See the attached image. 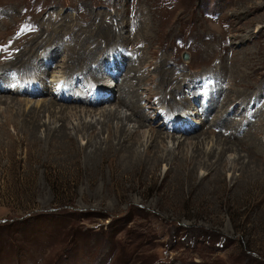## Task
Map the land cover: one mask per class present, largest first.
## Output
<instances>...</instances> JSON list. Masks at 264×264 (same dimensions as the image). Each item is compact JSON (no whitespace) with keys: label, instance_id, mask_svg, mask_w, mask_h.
<instances>
[{"label":"rangeland","instance_id":"rangeland-1","mask_svg":"<svg viewBox=\"0 0 264 264\" xmlns=\"http://www.w3.org/2000/svg\"><path fill=\"white\" fill-rule=\"evenodd\" d=\"M145 18L147 37L138 45L146 62L132 46ZM105 57L107 68H121L103 83L114 76L123 90L133 85L117 104L131 116L127 129L137 126L138 114L125 106L141 103L146 124L137 146L147 142L159 155L171 147L150 132L161 125L165 137L182 135L170 161L155 167L146 156L129 164L130 144L118 139L94 159L84 152L88 134L74 131L76 120L101 115V127L106 115L103 125L115 123L108 109L98 114L110 102L86 98L89 84L105 76ZM143 66L144 76L132 82ZM59 70L68 92L54 93L64 87L59 83L42 92L36 82L48 87ZM4 74L17 80L15 89L2 84ZM0 78L1 89L20 90L0 103V264H264V0H0ZM195 79L207 83L208 97L198 95L208 106L194 119L165 118L192 109L174 87ZM238 105L249 106L238 117L246 130L222 117ZM215 117L222 134L212 125L201 134ZM32 118L40 120L38 134L23 125ZM45 121L61 124L53 129H67L71 140L56 130L48 140Z\"/></svg>","mask_w":264,"mask_h":264},{"label":"bare ground","instance_id":"bare-ground-1","mask_svg":"<svg viewBox=\"0 0 264 264\" xmlns=\"http://www.w3.org/2000/svg\"><path fill=\"white\" fill-rule=\"evenodd\" d=\"M7 8V7H6ZM11 10V9H10ZM9 10V11H10ZM141 22H142V28H141V32H139V30H137L136 31V45H137V48H135V43L132 45L133 47H134V50H138L139 51V48H140V54H141V58L140 59H142V61H144V62H146L147 61V59H146V55L143 53V48H144V44L143 43H141V46H139L138 44H139V42H143L144 40V38H145V36H146V29L144 28L145 27V25L147 26L148 24H149V21L147 22V20H146V18L145 19H141ZM130 25V24H129ZM132 25V24H131ZM131 27V26H130ZM140 27V26H139ZM144 28V29H143ZM138 29V28H137ZM148 31V30H147ZM148 34V33H147ZM147 37V36H146ZM143 44V45H142ZM48 49H50V48H48ZM33 50H35V49H33ZM131 51H133V49L131 48L130 49ZM23 52V51H22ZM48 52V51H47ZM73 52H74V50H73ZM3 53V52H2ZM49 53V52H48ZM89 53H92V52H89ZM73 54V53H72ZM88 54V53H87ZM108 54H109V52L106 54V57L108 56ZM48 55V54H47ZM22 57H26L25 56V52H23L22 53V55H21ZM39 56V55H38ZM163 56V55H162ZM106 57H105V59H106ZM27 58V57H26ZM55 59H56V57H55ZM128 59H129V57H125V56H122V61L123 62H127L128 61ZM162 59V58H161ZM165 59V57H163V60ZM6 60V59H5ZM77 60V59H76ZM8 61V60H7ZM28 61V60H27ZM149 61V60H148ZM11 62H12V60H11ZM11 62H8V63H6V66H9L10 64H12ZM174 62V61H173ZM24 63H25V61H24ZM29 63V62H28ZM47 63V62H46ZM60 63V62H59ZM73 64V63H72ZM83 64V63H82ZM126 64H128V63H126ZM30 64H28L27 66H29ZM69 65V64H68ZM169 65H170V63H169ZM173 66H174V64H172ZM13 66V65H12ZM22 67V66H21ZM25 67V66H24ZM65 68L66 67H68V66H64ZM9 68V67H8ZM39 68V67H38ZM38 68H36L37 70H38ZM54 68H56V67H54ZM59 68V67H58ZM80 68H81V66H80ZM121 67H112L111 68V70H115V69H120ZM144 68H147V67H144L143 66V68H141V67H138L137 68V70L134 72V75H133V79H132V82L133 81H136V79L137 78H139V80H140V77L142 76H144L143 75V73H142V70L144 69ZM133 69V68H132ZM156 69V68H155ZM216 69H220V67H218V68H216ZM134 70V69H133ZM181 70V69H180ZM39 71V70H38ZM52 71V70H51ZM65 71V70H64ZM183 71V70H182ZM43 72V71H42ZM49 72H50V70H49ZM103 72V71H102ZM144 72L146 73V74H148L147 72H146V70H144ZM185 72V71H184ZM237 72H239V70L237 71ZM107 73L108 72H104V74L107 76ZM128 73H129V71L128 70H125V73L123 74V75H121L122 77H121V81L122 80H124L125 82H127V80H128V77H127V75H128ZM42 74V73H41ZM51 74V73H50ZM111 74V73H110ZM231 74L232 75H234L235 74V70H232L231 71ZM237 74V73H236ZM43 75H45V74H43ZM54 75V76H53ZM101 75V74H100ZM115 75V74H114ZM187 75V78L191 75V74H186ZM243 75V74H242ZM4 76L5 77H7V79L2 83V84H4V85H9V86H11L13 89H15L16 87H17V80L16 79H14V78H11V77H9L8 75H6V74H4ZM51 80H48V83H49V85H48V87H42V85L39 83V82H36V83H38V86L40 87V89H41V91L42 92H44L46 89H48L49 88V86L51 85V84H53V89H55V87L58 85V83L59 82H56L55 80H61V79H64L65 78V74H64V72H62L61 70H59V71H56V73H52L51 75ZM74 76V75H73ZM108 77H110V76H108ZM116 77H117V75H116ZM49 78V77H48ZM220 78V77H219ZM1 79V78H0ZM111 79L113 80V82L111 81V82H109L108 84H105L104 85V87H103V90H108L109 92H110V95L109 94H107L106 96H103V97H101L99 100H94V99H92L91 98V96H92V94L90 95V94H87V97L86 98H89V99H91V100H94V103H97L98 105L99 104H101V102H107V103H109L110 102V104H109V106L110 107H108V108H105V109H101L100 111H99V113L98 114H101L103 111L104 112H106V110L107 111H109L110 112V115H111V118L114 120V124H113V126H112V128H110L109 126H105V125H103L104 124V122L106 121V118H107V116L105 115L104 116V118L102 119L104 122L102 123V125H101V127H98L97 126V123H98V121L100 120V118H101V115L98 117V119H96L95 121H93V117L91 118V119H86L87 121L86 122H81V120H76L77 122L75 123V125H74V127H73V129H74V131L76 132V133H79L80 134V132H82L83 134H84V131H85V133H87L88 135H87V139H88V145H87V147L85 148V149H83L84 150V152L87 154V156L88 157H91V158H93L92 156H90V155H96V154H100V155H102L103 153L104 154H106V153H109L108 152V150H112V149H115L118 145H120V144H117L118 142V140L119 141H121V140H123V142H128L129 144H130V146H128L127 147V150L124 152V159L126 160V162L127 163H129V164H136V165H138V164H140L142 161H145L144 160V158L147 156L148 157V159L146 160V161H150V159H151V161H152V165L153 166H155L156 167V165H158V162H161V161H164V160H169L170 161V158L171 157H169L171 154H172V152L173 153H175V150L177 149V148H179V147H177V146H180V143H181V141H184V139L183 140H181L183 137H182V135L181 136H179L178 137V135H177V133H175L174 135H172V136H170V135H168V134H166V137L164 136L165 134H163V131H165L166 129L164 128V125H161L160 127H159V130L161 131L162 130V132H159V130H158V132H156L155 130H153V131H150L153 135H157V136H159V138L161 139L160 140V142L162 143V144H164V142H165V140L166 139H170L171 141H172V146L171 147H169V146H167L166 144H165V146L166 147H164V149H162L163 150V153H160V155L158 154V151H156V150H153L152 149V147L151 146H149V143H147L146 142V144H143L144 146H143V149L141 148V146L139 147V146H137V138H136V136H137V134L139 133L138 131H139V129H140V127L141 126H145V119L143 120V118L140 116V113H139V111H141L140 110V105L139 104H141V103H139V99H138V102H136V103H130V101H128V103H130L128 106H125V107H128V108H133V111L135 110V112L138 114V115H136V117H137V121L138 122H136V120H134L136 123H137V126H132V128H128L127 129V126L129 125V122H130V120H131V116H130V114H129V112L127 111V110H124L123 108L124 107H122L121 105H117L120 101H122V99H123V96H124V102H125V100L127 99V97H125L126 96V93H128V92H130L131 90L132 91H134L133 90V85L131 84H129L130 86H128V85H126V86H128V87H125L124 88V90H123V86L125 85V83H124V85L122 86V85H120V84H122V83H120V84H118V83H116V79L114 78V76L113 77H111ZM2 80V79H1ZM19 80V79H18ZM138 80V79H137ZM64 81V80H63ZM102 81V80H101ZM101 81H99V83L101 82ZM197 81H200V82H198V84H196L197 83ZM44 82V81H43ZM79 82H82L81 81V79H79ZM137 82V81H136ZM135 82V83H136ZM92 83H98V82H92ZM92 83H90L89 85H91ZM115 83H116V85H115ZM181 83H183V84H187V85H189V86H183V87H174V88H176V90L174 91V93L175 94H177L180 98H182L183 100H186V101H188L189 102V105L188 106H190V107H192V109L190 110V111H188V112H186V111H184V113L182 112V113H180L179 111L181 110V109H183V108H179V109H177L174 113H173V115H170V114H167V113H165V118H167V116H170V117H172V116H178V118H179V116H182V117H188L189 116V118H192V119H194L195 118V116L194 115H192V113H194L199 107H201L202 109H205L207 106H208V104L210 103V101L208 100L207 101V103L205 104V105H203L202 104V102H200V100H199V98L201 99V97L198 95V94H203L204 96H207L208 97V95L206 94L207 93V91H208V89L207 88H205L203 85L205 84V85H207V83H206V81L205 80H202V79H195L193 82H191V83H188V82H181ZM232 83H233V81H231V85H232ZM63 85H64V87H65V91L64 92H62V93H60V94H65V93H67L68 92V87H66V85L63 83ZM220 85V84H219ZM231 85H230V87H231ZM102 86H103V84L101 85V87H100V89L102 90ZM3 87V86H2ZM15 87V88H14ZM135 87V86H134ZM130 88H131V90H130ZM91 89V88H90ZM115 89H117L116 91H118V92H115ZM231 89H232V87H231ZM136 90V89H135ZM131 91V92H132ZM53 92V90L51 91V93ZM31 94H30V96L29 97H31V96H34V95H38V92H36V93H32V92H30ZM115 93H117L118 94V98L116 99V101L113 103V100H114V98L115 97H117V95L115 94ZM134 93V92H133ZM136 93V92H135ZM20 94V90H19V88H17L16 90H15V93H14V95H13V93H10L9 91H7L6 90V88L4 89H1V87H0V103L1 102H5L4 100H10V99H12V100H14V98H12V97H17L18 95ZM135 95V94H134ZM138 95V94H137ZM44 97H46V96H44ZM112 97H114V98H112ZM18 98V97H17ZM143 100H144V96L142 95V97H141ZM75 99H76V96H73V98H72V102H74L75 101ZM133 99V98H132ZM210 99V98H209ZM18 100H21L20 102H22V104L24 103V102H26L25 100H22V99H18ZM45 99H43V101H44ZM65 100H68V99H65ZM129 100V99H128ZM137 100V99H136ZM213 100V99H212ZM42 101V100H41ZM39 101H37V103H38ZM46 102H48V103H46L47 105H49V106H52V107H55V102H53V101H46ZM148 102V101H147ZM17 103V102H16ZM31 103V102H30ZM66 103H70L69 101H66ZM25 104V103H24ZM78 104V103H77ZM177 105H178V103H176ZM26 105V104H25ZM37 105H39V104H37ZM42 105H44V104H42ZM223 105H224V102H223ZM222 105V106H223ZM22 106V105H21ZM179 106V105H178ZM221 106V107H222ZM240 105H238L237 106V109H235V110H232V111H230V112H228V113H224L225 115H223L222 117L223 118H227L228 120H229V125L231 124V122L233 121V120H236V121H241L240 122V125H241V128H242V130H246V124L244 123V122H242V119L241 118H238V117H242L244 114H246L248 111H249V106L248 107H245V108H243L242 107V105L239 107ZM92 107V106H91ZM213 107V106H212ZM218 107H220V106H218ZM38 108V107H37ZM43 108V107H42ZM95 108V107H94ZM217 108V107H216ZM33 108H31V110H32ZM214 109H215V107H214ZM18 110H20V109H18ZM35 110H38V109H35ZM59 110V109H58ZM23 111H24V108H23ZM28 111V110H27ZM26 111V109H25V112H27ZM93 112V110H90L89 108H83V112ZM218 111H220V110H218V108H217V112ZM22 112V111H21ZM43 112V111H42ZM98 112V111H97ZM131 113V112H130ZM213 112H211V114H212ZM24 114V113H23ZM53 114V113H52ZM79 114V113H78ZM78 114H77V116H78ZM82 114H84V113H82ZM133 114V113H132ZM103 115V114H102ZM40 118V117H39ZM95 118V117H94ZM97 118V117H96ZM147 118H149V117H147ZM146 118V119H147ZM215 118H218L217 120H214V119H211L210 121H209V126L210 127H208L207 129H203V130H200V133L201 134H203L204 132H207V131H211V132H213V127H219L220 129H219V131H221V134H222V131H224V127L223 126H215L214 124L215 123H217L218 121H219V119H221V117H215ZM12 119V118H11ZM35 118H32L30 121H32V124L30 125V123L27 121V122H23V125L25 126V127H27V128H29L31 131H35L36 132V134H38L39 133V129H40V126H39V123H40V120L39 119H35ZM77 119V118H76ZM82 119H84V118H82ZM105 119V120H104ZM168 119V118H167ZM170 119V118H169ZM143 120V122L142 123H140L141 121ZM199 120V122L200 123H202L204 120L203 119H198ZM88 121H90V122H88ZM149 121H150V125H151V119L149 118ZM167 121V120H166ZM95 122H97L96 124H95ZM19 123V122H18ZM50 122H44V129H43V131H42V133H43V135H45V137L49 140V139H51V135H52V132H53V130H56V131H58V132H61L60 134H62L61 135V138L63 137V136H65V137H67V138H63V139H66V141H68V140H71V137H68L69 135H71V132H70V134L68 133V131H67V129H65V128H63L62 130H60V129H53V128H60L61 127V124H55V122H52L51 124H49ZM21 124V123H20ZM105 124H107V123H105ZM135 124V123H134ZM133 124V125H134ZM73 125V124H72ZM99 125V124H98ZM166 125L168 126V123H166ZM198 125V127L197 128H199V123H197L196 122V124H195V126H197ZM211 125H212V128H211ZM171 127H172V125H171ZM170 127V128H171ZM196 128V129H197ZM195 129V130H196ZM227 129H228V127H227ZM66 130V131H65ZM69 130V129H68ZM105 130H107L106 131V133H107V135H105L104 136V132H105ZM171 130H174V132H177L178 130H177V128L176 129H173V128H171ZM172 133V132H171ZM67 134H69V135H67ZM195 134V133H194ZM32 135V134H31ZM82 135V134H81ZM86 135V134H85ZM238 135V134H237ZM76 136V135H75ZM80 136V135H79ZM139 136V135H138ZM141 136V135H140ZM190 136V135H189ZM240 136V135H239ZM135 137V138H134ZM181 137V138H180ZM81 138H83V137H81ZM84 139V138H83ZM86 139V138H85ZM116 139H118L117 141H115ZM133 140V141H132ZM154 140V139H153ZM122 142V143H123ZM121 143V144H122ZM141 145V144H140ZM156 145V144H155ZM158 145V144H157ZM124 146H126V145H124ZM149 146V147H148ZM154 146V145H153ZM160 147H161V145H160ZM203 147V146H202ZM122 148H123V146H122ZM122 148H121V150H122ZM155 148H157V147H154V149ZM202 151H204V152H207L208 150H203V148H202ZM83 152V153H84ZM151 155H152V157H151ZM167 156H168V159H167ZM149 157H151V158H149ZM94 159V158H93ZM167 162V161H166ZM224 163V162H223ZM234 163V162H233ZM211 164V163H210ZM222 165V164H221ZM181 167V166H180Z\"/></svg>","mask_w":264,"mask_h":264},{"label":"trees","instance_id":"trees-1","mask_svg":"<svg viewBox=\"0 0 264 264\" xmlns=\"http://www.w3.org/2000/svg\"><path fill=\"white\" fill-rule=\"evenodd\" d=\"M189 234H190V236H194L195 235V231H190L189 232ZM209 236H210V239H211V241L213 242H215V241H217V237H215L213 234H209Z\"/></svg>","mask_w":264,"mask_h":264}]
</instances>
